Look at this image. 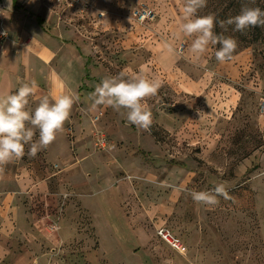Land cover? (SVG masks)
Masks as SVG:
<instances>
[{"label": "rangeland", "instance_id": "1", "mask_svg": "<svg viewBox=\"0 0 264 264\" xmlns=\"http://www.w3.org/2000/svg\"><path fill=\"white\" fill-rule=\"evenodd\" d=\"M87 1L89 14L55 0H17L8 10L0 0L9 35L0 58L17 45L21 18H40L44 33L74 50L70 75L78 79L67 94L80 97L46 149L33 157L26 145L22 158L0 166V264H264V27L241 33L218 23L245 4L264 10V0H207L199 11L216 17V34L237 40L223 63L214 55L220 45L197 63L187 58L195 37L179 33L182 0ZM142 8L152 12L143 24L134 16ZM18 45L29 49L31 41ZM13 66L10 93L33 81L20 60ZM120 72L161 83L144 101L147 130L129 124L124 110L91 107L88 94ZM45 96L36 89L27 110ZM220 183L232 199L216 206L189 195ZM161 228L184 251L167 244Z\"/></svg>", "mask_w": 264, "mask_h": 264}, {"label": "clouds", "instance_id": "2", "mask_svg": "<svg viewBox=\"0 0 264 264\" xmlns=\"http://www.w3.org/2000/svg\"><path fill=\"white\" fill-rule=\"evenodd\" d=\"M11 2L9 0V6ZM249 3L254 5L255 0H249ZM206 6L207 0H182L179 33L195 37L188 49L190 56L187 58L192 63H197L209 46L220 45L214 53L215 59L220 63L229 61L238 47L237 40L215 33L217 21L213 14L198 15ZM218 23L225 31L228 26H234V31L243 33L252 27H264V10L245 4L239 14ZM167 47L169 52L175 51L171 44ZM160 87L158 79H150L143 72L131 76L120 72L103 78L94 91L88 94V100L91 101L92 108L107 106L118 112L124 110L121 114L125 115L129 124L147 130L153 121L152 112L144 101L155 96ZM36 89V82L31 81L23 83L15 93L0 95V166L22 158L26 145H30L27 154L33 157L40 150L46 149L56 139L57 133L63 130L73 105L80 99L77 94L72 93L52 97L50 102L49 97L45 96L34 112H30L27 110L29 97L35 94ZM35 130H38L39 135L37 141L33 140ZM189 195L195 203L210 207L218 205L220 197L224 200L232 199L224 183L216 184L210 191L192 190Z\"/></svg>", "mask_w": 264, "mask_h": 264}, {"label": "crops", "instance_id": "3", "mask_svg": "<svg viewBox=\"0 0 264 264\" xmlns=\"http://www.w3.org/2000/svg\"><path fill=\"white\" fill-rule=\"evenodd\" d=\"M16 4L17 0H12L11 6H9V0H4V6L8 10L14 9ZM98 15L99 13L96 15V19L101 23L104 21L105 15L101 19L98 18ZM22 18L17 26V28L19 27L18 31L14 35L17 45L9 44L7 48L9 53L6 57L0 58V95L9 94L13 86L17 84L18 77L12 70L7 68L10 65L13 69V60H20L24 64L26 78L36 82L39 93L46 96L47 93L57 96L67 94L68 89L71 91L76 86L78 79L75 75H70L72 71L71 64L78 60L74 59V50L71 49L72 47L69 44L60 42L54 32L44 33L41 28L43 25L42 19ZM25 39L31 41L29 49H23L18 45L20 40L24 41ZM49 99L51 102L52 97H49ZM19 183L22 187H28L30 181L26 179L24 182L20 181ZM12 212L16 215V211ZM6 213H11V210H6ZM4 215L2 214L3 217ZM5 253L3 249H0V258Z\"/></svg>", "mask_w": 264, "mask_h": 264}, {"label": "built area", "instance_id": "4", "mask_svg": "<svg viewBox=\"0 0 264 264\" xmlns=\"http://www.w3.org/2000/svg\"><path fill=\"white\" fill-rule=\"evenodd\" d=\"M55 2L60 5L67 6L69 8L77 9L81 13H89L91 10V4L86 0H55ZM104 16V13L99 12L98 18L101 19ZM137 21L143 24L146 20L152 19V12L147 8H142L137 10L134 14ZM6 33V34H5ZM9 41V35L7 32L0 26V44H4ZM99 145L105 147V141L100 140ZM159 236L171 247L175 248L178 251H184L183 244L180 240L176 239L169 230L161 228L158 231Z\"/></svg>", "mask_w": 264, "mask_h": 264}]
</instances>
